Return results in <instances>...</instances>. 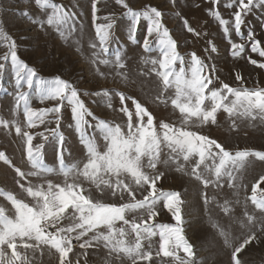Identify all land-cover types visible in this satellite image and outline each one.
Returning a JSON list of instances; mask_svg holds the SVG:
<instances>
[{"label":"snow or ice","instance_id":"snow-or-ice-1","mask_svg":"<svg viewBox=\"0 0 264 264\" xmlns=\"http://www.w3.org/2000/svg\"><path fill=\"white\" fill-rule=\"evenodd\" d=\"M37 7L47 13L46 19L33 20L41 28L45 25L54 28L57 33L67 39L76 31L74 14L66 10L61 4L54 0H34ZM98 0L92 2V23L95 29L96 41L90 44L93 49H99L93 53V64H109L111 61L102 58L109 52V43L113 39L114 19L110 14L103 17L104 23H97L100 17L97 16ZM118 5L126 9L124 15L129 17L128 40L135 43L138 25L141 20L147 22L146 33L142 41L145 52H151L153 44L157 46L158 57L142 60L145 64L151 63V73H155L160 81V95L156 99L162 103L163 94L170 89L174 95L169 97L174 109L181 114V126L161 121L160 132L157 131L154 117L149 110L139 101L132 97H126L123 92L116 94L120 98L122 107L120 111L127 116V132L120 125H111L106 120H98L99 128L105 141V150L99 151L94 139L87 138L85 134L86 116H93V113L85 106L80 99L78 89L69 81L59 76L49 79L40 77L37 71L26 62L19 59L14 40L0 31V40L9 41L8 51L3 55V61L10 60L15 73L14 104L18 109L23 106V115L28 129L36 128L41 124L51 123L47 118L52 116L55 119L56 128H45L57 140V156L60 160V173L65 177L63 184H54L47 180V188L43 184L25 187L17 180L16 183L32 198L33 203H27L18 199L13 193L0 190V196H4L12 205L14 213L9 216L3 207H0V264H31L29 253H35L42 247L54 249L58 253L59 264H80V257H87L89 248H98L101 245L108 250V256H115L116 260L128 259L131 264H139L141 261H151L152 251H144L142 241L150 240L151 237L159 235V248L155 255L157 257L171 258L175 264H194L193 246L183 235V219L181 205L184 201L177 191H165L157 188V182L161 180L164 173L149 175L144 171L145 167L156 169L160 163L162 146L169 149V160L166 163H176V171L184 172V165L179 163L183 159L185 163L193 157H198L195 165L191 168V175L200 181L205 187L217 183L227 176L229 187H234L236 179L234 173L243 168L250 157L264 161V151L244 149L234 154L228 151L215 139L191 131L193 125L203 126L208 123H216V114L223 110L231 117L247 118L255 120L259 117L264 120V87L247 88L243 85V78L237 74L235 79L240 81L239 87H232L221 82L220 87H210L213 78L206 72L208 65L200 59L195 52L190 54V60L177 51V41L173 39L169 29L163 23V13L156 7L147 5L140 10H134L127 0H116ZM174 3V0H173ZM214 5L219 0H212ZM226 7H234L232 13L234 22L232 27L235 33L250 43L251 52L258 53L264 57V40L256 38L254 31L249 30L247 36L241 33V26L245 24V17L255 8L264 7V0H232ZM209 14L216 19L223 27L226 36H229V20L221 17L218 8L209 9ZM27 15V13H25ZM179 15V13H177ZM185 29L189 33L199 35L188 21L183 20ZM82 27V26H81ZM264 28V24L261 25ZM231 54L233 57H241L245 52V44L235 43L229 39ZM213 52L216 51L213 45ZM252 65L264 69V62L248 57ZM179 62V70L176 65ZM117 68H124L125 63L118 52L114 58ZM5 68V63L0 62V71ZM99 72V69L97 68ZM215 72V67H212ZM102 77L104 73H99ZM120 75V73H117ZM218 79V77H217ZM35 87L41 103L44 101H55L50 108L34 109L28 103V91ZM101 94L105 97L110 95V90L103 89ZM231 97V99H229ZM131 99L135 108L136 120L133 122V112L127 107L126 101ZM206 101L208 102L206 104ZM71 109V117L75 122V128L81 135V141L85 145L88 158L83 168H66L63 162V141L64 137L59 133V122L62 109L65 106ZM111 105L109 104V107ZM146 118V120H145ZM9 121L0 120V125L9 127ZM235 123V122H234ZM16 135L24 142V150L28 162L34 171L24 173L20 168L12 165L4 152H0V161L14 167L18 177L41 176L50 170L44 169L42 150L44 143L33 145L34 134L23 130L19 123L13 121ZM45 132L36 133L47 141L48 135ZM147 158V164L144 160ZM208 161H211L209 164ZM203 165V172L200 171ZM204 173H210L214 180L205 177ZM188 174V173H185ZM82 176L95 185L101 193L105 189L110 190L113 197L124 200L125 193L130 198L129 202L116 204L105 203L102 200L94 199L91 192L76 182V177ZM73 177V182H69ZM128 178L129 182H125ZM264 175L252 185L251 195L247 198L257 208L264 210ZM133 184L136 186L133 188ZM103 186V187H102ZM142 189L147 194L142 199H136V190ZM87 193V194H85ZM163 201V207L172 213L175 224H156L154 218L159 214L156 210L157 204ZM207 203V198H205ZM225 202L224 211L229 208ZM72 210L71 217L66 214ZM140 211L144 213L132 220L126 218L130 212ZM248 221L252 222L253 217L247 213ZM70 218L72 223L61 226V222ZM117 222H122L121 227H116ZM103 227L106 231L101 232ZM89 233H92L89 236ZM134 234L135 239L129 242L127 237ZM225 244L229 243L227 234ZM88 237V239H84ZM258 237L255 232L246 236L238 246H234L231 252V264H242L239 254ZM74 241L78 243L80 253H75V259L69 255L74 253ZM184 256L180 255V252ZM85 264H87L85 260ZM105 264H110L105 261Z\"/></svg>","mask_w":264,"mask_h":264},{"label":"rangeland","instance_id":"rangeland-1","mask_svg":"<svg viewBox=\"0 0 264 264\" xmlns=\"http://www.w3.org/2000/svg\"><path fill=\"white\" fill-rule=\"evenodd\" d=\"M61 4L66 10L74 14L76 31L67 39L61 37L57 31L45 25L41 28L35 20L46 19L47 13L43 12L34 0H0V31L5 33L10 40H14L16 51L20 60L26 62L34 68L40 77L49 79L59 76L74 85L79 92L80 99L85 106L93 113V116H86L85 134L87 138L94 139L98 150H105V141L98 125V120H106L111 125H120L127 132V116L120 111L122 104L117 92H123L126 97L135 98L154 117L157 131L160 132L161 121L181 126V114L178 109L171 105L169 97L174 95V90L163 94L162 99L167 103H162L156 99L160 95V81L155 73H151L153 67L151 63L145 64V59L158 57V49L155 44L151 52H145L142 41L146 33L147 22L141 20L136 33V42L128 40L129 17L124 15L126 9L116 3V0H98L97 16L100 19L97 23H104L103 17L112 15L114 19L113 39L109 43V52L106 57L111 61L109 64H93V53L99 49H93L90 44L96 41L95 29L92 23V2L93 0H54ZM232 0H219L218 5H214L212 0H127V3L134 9L140 10L150 5L156 7L163 13V23L169 29L173 39L177 41V51L190 60V54L196 55L208 65L206 72L213 78L210 87H220L221 82L232 87H239L241 82L235 79L239 74L243 78V85L247 88L264 87V69L252 65L248 61L250 56L260 62H264V57L258 53H252L250 43L235 33L232 23L234 22L232 13L235 8L226 7ZM218 8L221 17L229 20V36H226L223 27L209 14V9ZM27 13V15H25ZM179 13V15H177ZM187 20L189 25L195 29L199 35L189 33L183 24ZM264 7L255 8L245 17V24L241 26V33L247 36L249 30L254 31L256 38L264 40ZM82 26V27H81ZM232 42L245 44V52L241 57H233L231 54ZM9 41L0 40V58L8 51ZM215 45L216 51L211 49ZM120 53L125 67L120 69L115 67L114 58ZM5 68L0 71V120L9 121V127L0 125V152H4L8 159L16 168H20L24 173L34 171L27 160L24 150V142L16 135L13 121L20 124L23 130L34 134L33 145L44 143L42 150V160L44 172L41 176H27L20 178L17 176L14 167L0 161V190L13 193L18 199H23L27 203H33L32 198L19 187L20 183L25 187L43 184L47 188V180L54 184H63L65 177L60 173V160L57 156V140L45 128H56L55 119L49 116L47 119L51 123L41 124L36 128L28 129L23 115V106L16 108L14 104L15 93V73L10 60L5 62ZM215 72H212V67ZM179 62L176 68L179 70ZM99 69V72L97 71ZM104 73L102 77L99 73ZM117 73H120L118 75ZM218 77V79H217ZM110 90V95L105 97L101 90ZM28 103L34 109L50 108L55 101H44L41 103L40 97L33 89L28 90ZM231 99V97L229 98ZM208 102L206 101V104ZM109 104L111 105L109 107ZM127 107L133 112V122H135V108L132 100L126 101ZM146 120V118H145ZM235 122V123H234ZM191 131L215 139L233 154L236 151L250 149L264 151V120L257 117L255 120L247 118L229 117L226 112L220 110L216 114V123H208L203 126L193 125ZM45 132L48 135L44 141L36 133ZM59 133L63 135V162L66 168H83L87 162L88 154L85 145L81 141V135L75 128V122L71 117V109L65 106L62 109L59 122ZM198 157H193L185 163L183 159L179 163L184 165V172L176 171V163L169 160V149L162 146L160 163L156 169L145 167L144 171L149 175L164 173V176L157 182V188L165 191H177L181 194L184 203L181 205V215L183 219V235L193 246L194 264H231L230 256L234 246L249 234L255 232L258 239L253 240L239 254L242 264H264V210L257 208L247 199L251 195L252 185L264 175V161L255 157H250L246 165L234 173L236 179L233 181L234 187H229L228 177L225 176L217 183L209 184L205 187L200 181L191 175V168L195 165ZM147 164V158L144 160ZM210 164L211 161H208ZM200 171L203 172V165ZM188 173V174H185ZM205 177L214 180L210 173H204ZM76 182L88 189L94 199L102 200L105 203H126L129 197L125 193L124 200L113 197L110 190L105 189L103 193L97 190L94 184L84 177H76ZM69 182H73V177H69ZM125 182H129L125 178ZM103 187V186H102ZM133 184V188L135 189ZM264 188V183L260 185ZM87 194V193H85ZM147 194L142 189L136 190V199H142ZM207 198V203H205ZM225 202L229 208L224 211ZM0 207L12 216L14 209L11 203L0 196ZM156 210L158 215L154 218L156 224H175L172 213L163 207L160 201ZM253 217L249 222L248 217ZM71 217L72 210L66 214ZM144 213L130 212L126 218L132 220L134 217L139 222V217ZM72 223L70 218L61 222V226L67 227ZM122 222H117L116 227H121ZM99 231H106L101 227ZM227 234L229 243L225 244ZM92 233H89L91 236ZM88 239V237H84ZM129 242L135 239L134 234L127 237ZM159 235L151 237L150 240L142 241L144 251H152L151 261H141L139 264H175L171 258L157 257L155 255L159 248ZM74 253L69 255L70 259H75V253L83 250L79 249L78 243L73 242ZM87 257H80V264H131L128 259L116 260L115 256H108V250L102 245L98 248H89ZM31 264H59L58 253L54 249L42 247L34 254L29 253ZM181 256L184 253L180 252Z\"/></svg>","mask_w":264,"mask_h":264}]
</instances>
